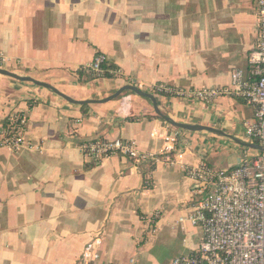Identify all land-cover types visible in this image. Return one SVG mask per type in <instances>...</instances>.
<instances>
[{
  "label": "crops",
  "instance_id": "crops-1",
  "mask_svg": "<svg viewBox=\"0 0 264 264\" xmlns=\"http://www.w3.org/2000/svg\"><path fill=\"white\" fill-rule=\"evenodd\" d=\"M257 38L255 0H0L4 68L76 101L135 85L176 122L205 127L172 126L130 89L79 104L0 74V138L7 116L23 112L33 144L0 148V264H171L195 252L204 229L179 222L195 204L196 186L181 163L231 169L245 156L255 159L263 151L246 132L255 107L228 95L202 103L153 87L228 86L236 69L249 75ZM99 52L118 75L80 69ZM116 138L158 160L138 166L113 155L92 163L80 149Z\"/></svg>",
  "mask_w": 264,
  "mask_h": 264
},
{
  "label": "built area",
  "instance_id": "built-area-1",
  "mask_svg": "<svg viewBox=\"0 0 264 264\" xmlns=\"http://www.w3.org/2000/svg\"><path fill=\"white\" fill-rule=\"evenodd\" d=\"M258 38L248 62L249 75L241 69L233 71L228 86L182 89L167 83L153 87V91L168 96H193L202 103H212L220 96L242 99L255 107V117L246 123L247 134L264 145V0H255ZM8 57L0 51V68ZM108 57L97 53L80 69L95 77H106ZM120 69L109 74L118 75ZM28 115L11 113L6 118L0 148L20 151L33 144L26 139ZM80 149L89 162L99 163L113 155L129 158L136 165L158 160V155L141 151L135 142L116 139L85 141ZM183 154H180L182 156ZM169 162H174L167 156ZM187 177L195 182V204L190 213L180 217L182 224L190 223L204 229L203 239L195 252L175 257L171 264H264V152L231 169H218L201 161L181 163ZM161 213L151 215V231L157 229Z\"/></svg>",
  "mask_w": 264,
  "mask_h": 264
},
{
  "label": "water",
  "instance_id": "water-1",
  "mask_svg": "<svg viewBox=\"0 0 264 264\" xmlns=\"http://www.w3.org/2000/svg\"><path fill=\"white\" fill-rule=\"evenodd\" d=\"M0 74L2 75H6V76H9V77H12V78H15L17 80H20V81H27V82H34L38 85H41V86H44V87H47V88H50L52 89L53 91H55L56 93H58L59 95L63 96L64 98H66L68 101L72 102V103H79V104H84V103H88V102H107L109 100H112L114 98H116L118 95H120L124 90L126 89H130V90H133L135 91L136 93H138L140 96H143V97H147V98H150L152 101H153V105H154V109L157 113V115H159L161 118H163L166 122H168L169 124H171L172 126L176 127V128H180V129H185V130H188V131H199V130H203L205 129V127L203 126H199V125H190V124H185V123H179V122H176L175 120H173L171 117H169L168 115H166L164 112H162L158 106V101H157V98L154 94L152 93H149L147 91H143L141 89H139L137 86L135 85H127L126 87L120 89L116 94L104 99V100H100V101H96V100H89V101H76L70 97H68L67 95H65L64 93H62L61 91H59L56 87H54L53 85H50L48 83H44V82H41V81H38L36 79H34L33 77H29V76H22V75H19L17 73H14L6 68H0ZM210 130H213V129H210ZM251 146L253 147H256L258 149H260L261 151L264 152V145L262 144H251Z\"/></svg>",
  "mask_w": 264,
  "mask_h": 264
},
{
  "label": "trees",
  "instance_id": "trees-1",
  "mask_svg": "<svg viewBox=\"0 0 264 264\" xmlns=\"http://www.w3.org/2000/svg\"><path fill=\"white\" fill-rule=\"evenodd\" d=\"M104 68H105V70H106V76H111V75L109 74V71H110L111 69H114V67L108 63V64H105V65H104Z\"/></svg>",
  "mask_w": 264,
  "mask_h": 264
}]
</instances>
